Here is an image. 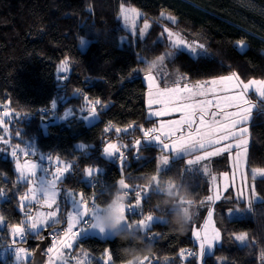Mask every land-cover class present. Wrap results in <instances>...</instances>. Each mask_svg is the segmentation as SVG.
<instances>
[{
	"label": "trees",
	"instance_id": "1",
	"mask_svg": "<svg viewBox=\"0 0 264 264\" xmlns=\"http://www.w3.org/2000/svg\"><path fill=\"white\" fill-rule=\"evenodd\" d=\"M121 4L138 8L144 14L142 18L152 22L143 38L137 35L136 40L129 37L121 41L127 33L118 12ZM162 12L172 14L177 22L173 24L162 17ZM167 23L185 39L204 43L209 54L194 58L180 52L173 60H166L168 80L160 78L161 87L173 85L181 74L190 84L233 72L245 81L264 78V0H0V114L7 109L14 113L5 117L6 125L0 124V188L8 192L0 197V214L6 224L24 222L25 212L33 214L36 210L35 204L30 209L19 208V195L27 187L23 181L14 183L18 174L10 151L17 144L21 149L34 146L36 155L29 158L41 163V155H58L76 164L77 170L67 175L59 187L60 223L44 228L42 236L45 230L49 234L67 230L69 193L82 194L88 201L95 198L101 206L112 199L118 190L115 185L121 178V167L116 158L101 155L107 142L129 146L122 148L126 160L123 175L129 183L150 182L162 152L158 144L143 142L141 129L158 123L156 117L148 115V86L143 74L145 61L150 62L171 49L161 35ZM80 38L89 41L86 47L80 45ZM240 40L245 42L243 48L237 44ZM65 59L72 61L66 80L61 79L58 70ZM87 98L99 99L106 105L98 107L99 118L92 124L81 119L85 113L80 109L87 105ZM52 101H56V109L51 108ZM257 106L264 108V101ZM68 109H74L77 115L64 120ZM115 128L127 131L116 132ZM249 130L248 165L264 167V111L254 109ZM5 139L8 143H4ZM137 139L142 140L139 151L132 147ZM80 144L87 145V150L79 149ZM202 163L208 166L211 176L219 175L230 167L229 154L224 152ZM86 165H96L102 170L98 179L90 180L82 174ZM185 168L184 158L170 160L168 170L160 171L159 182H151L144 210H151L160 219L152 229L157 234L150 242L153 245L150 256L155 257L152 264H199L195 257L182 258L180 252L197 251L194 224L200 225L204 219L208 202L200 204V201L210 195L212 180L208 175L190 174ZM169 180L175 182V191L171 190L175 197L170 200L165 192ZM255 184L256 192L264 197V178L257 177ZM220 197L212 203L222 240L205 256L203 264H261L264 199L255 200L252 211L231 218L227 209L235 201L233 187H227ZM179 198L193 200L195 206L191 213L193 220L186 229L177 232L163 221L167 218L170 222L172 215L181 209L174 205ZM137 229L140 228H125L131 230L126 241L92 234L78 237L74 248L67 249V254H73L69 255L70 264H75L77 249L92 254L91 264H106V250H111L115 264H124L126 257L119 249L141 247L135 240L140 234ZM242 232L248 233L251 243L234 240L233 233ZM8 236V228L0 225V244H7ZM38 240L29 236L24 246L34 252ZM12 259L0 255V264L6 261L10 264ZM129 263L132 264L130 260Z\"/></svg>",
	"mask_w": 264,
	"mask_h": 264
},
{
	"label": "snow or ice",
	"instance_id": "2",
	"mask_svg": "<svg viewBox=\"0 0 264 264\" xmlns=\"http://www.w3.org/2000/svg\"><path fill=\"white\" fill-rule=\"evenodd\" d=\"M91 11V9H90ZM120 18L129 26L131 32H137L136 21L144 14L137 8L127 4H121L118 9ZM162 17L171 21L173 24L177 22L176 17L162 12ZM151 25L145 17L142 27L139 29V35L143 38L147 35V30ZM168 41V47L172 51H167L164 54L156 57L154 60L145 61L147 67L146 79L149 87L148 106L151 109L154 104L162 106L160 110L151 112V115L160 117L171 112H180L181 119L168 124L160 123L157 127L149 129H141L143 134V142L147 144L156 143L160 146L162 155L159 157L157 172L150 178L149 183H129L123 175V168L126 164L125 154L122 148L129 147L128 145H118L111 141L101 149V155L105 158H116L121 167V178L116 181V187L126 191L128 199L127 203L118 205L112 210L124 215L126 224L129 226H137L142 230V235L145 239L151 242L156 235L153 232L155 221L160 220L154 216L152 211L144 210V203L149 199L151 182H159L160 171H167L170 166V160L184 158L186 162L185 171L190 174L199 173L201 175L211 176V172L205 163L212 156L220 155L221 152H231L235 149V160L238 165L243 163L241 170L242 185L238 189V195L235 197L237 201L243 202L245 208L241 209L238 206L232 209V212H250L253 208L254 200H261L256 192L255 181L257 177L264 178V167L251 168L248 165V144H249V122L252 119L254 109L257 112L264 111V108L258 107L252 101L249 93H254L260 101H264V78L250 79L245 81L241 79L238 73H231L227 76H221L212 80L196 81L189 83L188 78L180 75L179 79L173 81L174 86L161 87L154 74L165 66L166 60H173L180 52L188 53L194 58L207 56L208 50L204 43L195 41L189 42L184 35L179 31H173L168 27H164L161 33ZM80 45L86 47L89 41L80 38ZM238 46L243 48L245 42L237 41ZM143 60V58H141ZM70 59H65L60 64L61 79H68L67 73L70 70ZM133 71H140L135 69ZM223 92L227 95L221 97L218 93ZM81 91L80 89L76 90ZM154 93V94H153ZM208 95L215 96L218 101L222 100L223 104L216 103V107L220 109V115L223 120L216 122L214 116L212 122L208 123L205 119V114H209V105L213 103L211 100L198 99ZM194 101V102H193ZM176 105L170 107V105ZM224 105L231 110H224ZM106 105L99 99L87 98V105L80 109L85 113L81 119L91 121L98 117V107L103 108ZM51 108L56 109V101L51 102ZM2 111V109H0ZM14 115L13 112L4 111L3 117ZM77 112L74 109H68L62 119L68 120L69 117L75 118ZM4 118H0V124H5ZM129 127H132L131 125ZM116 132L127 131V129L115 128ZM45 134H47L45 132ZM20 135L19 132L16 133ZM4 143H8L5 139ZM142 140L137 139L132 146L134 150L139 151ZM222 145V147H218ZM88 148L85 144H80L79 149L86 151ZM10 155L14 160V171L18 174L17 181H23L27 187V191L19 195V208L21 210L30 209L33 204H39L41 208H49L51 211H37L35 214L25 212L24 222L6 224L5 217L0 214V225H5L8 228L9 236L7 244H0V255L11 256L12 264H34L35 253L29 250L24 245L29 236L33 239L43 240L41 235L44 228L54 227L59 224L57 218L58 208H54L57 196L59 195L58 188L63 184L67 175H71L76 171V164L65 161L61 156L49 155L41 156V161L48 163L55 162L54 170L49 171L48 167L43 163H39L30 159L36 155L34 146L21 149L20 145H14L10 151ZM24 158V159H22ZM101 169L96 165H86L81 169V172L90 180L98 179ZM38 173L40 175L38 176ZM227 175V174H225ZM142 180L144 177L141 178ZM213 187L212 194L208 195L205 200L200 201V204L205 202H214L221 199L218 186L215 183V177H212ZM169 187H175V182L168 181ZM246 184L247 192L244 191ZM28 185H31L30 187ZM227 191V187H225ZM8 192L0 188V197H4ZM110 194V191L109 193ZM73 198L75 210L69 217L67 222V230L62 234L58 233L53 238L52 246L47 248L45 256H47V264H56L57 260H64V264H68L64 256L65 249L73 248L74 241L82 234L91 233L92 235L103 233L104 229L98 224L99 213L104 211L100 203L93 198L91 201L86 200L82 194L69 193ZM78 196V198H77ZM232 197H224L231 199ZM181 204L186 205L185 211H190L195 206L193 200L181 199ZM159 211V209H156ZM231 214V213H229ZM193 220L191 216L190 221ZM212 213L209 212V219L203 229L195 232L197 241H199L198 251L188 252L181 250L180 256L195 257L199 264H203L204 257L213 250L216 245L222 240L220 228L211 227ZM234 240L241 244L251 243L247 232L233 233ZM2 239V237H0ZM83 254V250H81ZM68 255H73L69 253ZM154 256H145L140 264H152ZM259 259L261 264H264V250H260ZM106 264H115L111 250L105 251ZM7 264V261L5 262ZM75 264H84L79 258L75 257Z\"/></svg>",
	"mask_w": 264,
	"mask_h": 264
},
{
	"label": "rangeland",
	"instance_id": "3",
	"mask_svg": "<svg viewBox=\"0 0 264 264\" xmlns=\"http://www.w3.org/2000/svg\"><path fill=\"white\" fill-rule=\"evenodd\" d=\"M127 5H130V4H127ZM130 6H132V5H130ZM132 7H134V6H132ZM136 8V7H135ZM138 9V8H137ZM164 13H166V14H170V13H168V12H164ZM170 15H172V14H170ZM173 16V15H172ZM143 17V16H142ZM140 18V19H138L137 21H136V27H137V32L135 33V34H133L132 32H131V30H130V28H129V26L122 20V23H123V25L125 26V28H126V31H127V33L125 34V35H123L122 37H121V41H123V40H127V38H129V37H133L135 40L137 39V35H139V29L142 27V24H143V22H144V19L145 18ZM147 22L152 26V22L150 21V20H148L147 19ZM170 24H168L167 23V26H168V28H170V29H172L173 31H176V30H174L172 27H171V25L169 26ZM151 28V27H150ZM149 28V29H150ZM149 29L147 30V32L149 31ZM187 40V39H186ZM189 42H193V41H195V42H197V43H202L201 41H198V40H188ZM167 51H171V49H168ZM166 51V52H167ZM152 60H154V59H151V61ZM61 64V63H60ZM60 64L58 65V70H59V68H60ZM59 72H60V70H59ZM61 73V72H60ZM155 75H156V77H157V81H159V79L160 78H165L166 80H168V75H167V72H166V68H165V66L163 67V68H161L159 71H157V72H155L154 73ZM146 76H147V72H145L144 74H143V78H144V80H145V82H146V84H147V86H148V81H147V79H146ZM250 79H253V78H250ZM250 79H248V80H250ZM255 79H257V80H259V79H262V78H255ZM247 80V81H248ZM169 86H174V85H169ZM148 93H149V87H148V91H147V95H146V105H147V107H148V115L149 116H152V117H156V116H153V115H151V112H153V111H156V110H160L161 109V107L162 106H160V105H156V104H154L153 106H152V108L150 109L149 108V106H148V99H149V96H148ZM218 93H219V95L221 96V97H223V96H225V95H227V93H223V92H219V90H218ZM154 94V93H153ZM249 96H250V98L252 99V101L254 102V103H258L260 100L258 99V97L254 94V93H249ZM198 99H206V100H211V101H213V103L211 104V105H209V114H205V119H206V122H208V123H211L212 122V117L214 116V118H215V121L216 122H220V121H222L223 120V116L222 115H220V109H218L215 105H216V103H221V104H223V101L222 100H220V101H218L217 100V98L215 97V96H212V95H208V96H206V97H203V98H198ZM194 102V101H193ZM176 105H170V107H175ZM224 110H231V109H229L228 107H227V105H224ZM5 111H8V112H10L9 111V109H7V110H5ZM169 113H167V114H165V115H163V116H160V117H157L158 118V123H157V126L160 124V123H165V124H168L169 122H173V121H177V120H179V119H181V113L180 112H174L173 113V115H168ZM168 115V116H167ZM0 117L1 118H4L5 119V117H3V113L1 112V114H0ZM97 118H99V115H98V117ZM97 118H95V119H92L91 121H87L89 124H92L93 122H95L96 120H97ZM7 123H5V124H2V125H6ZM156 125H155V127H157ZM249 126V125H248ZM153 128V127H152ZM9 132V131H8ZM11 133V131L9 132V134ZM7 140V139H6ZM7 141H9V140H7ZM218 147H222V145H219ZM224 152H221V154H223ZM220 154V155H221ZM228 154H229V162H230V167L229 168H227V169H225V170H222V171H220V174L219 175H212L211 176V180H212V177H215V183H216V185L218 186V190H219V194H220V196L224 193V191H225V187H229V186H232L233 187V190H234V197H236L239 193H238V189H240L241 188V185H242V177H241V170L243 169V163H241L240 165H238L237 164V162H236V160H235V149H233L231 152H228ZM162 155V153H160L159 155H158V163H159V157ZM42 156V155H41ZM43 156H45V155H43ZM213 157V156H212ZM211 158V157H210ZM34 161H36V162H39L38 161V159H33ZM40 160V159H39ZM41 161V160H40ZM207 162V161H206ZM39 163H41V162H39ZM46 162L45 161H43V164H44V166H46V167H48V169H49V171H52V170H54V168L53 167H55V162H52L51 164H49V165H47V164H45ZM208 167V166H207ZM210 170V169H209ZM211 172V171H210ZM212 173V172H211ZM225 174H227V175H225ZM40 175V173H38V176ZM31 185H29V187H30ZM212 187H213V181H212ZM170 190H172V191H175V189L173 188V187H168ZM244 191L245 192H247V187H246V184L244 185ZM58 192H59V188H58ZM60 193V192H59ZM71 193H74V192H71ZM176 193H177V191H176ZM212 194V189H211V193H210V195ZM57 197H59V195L57 196ZM77 198H78V196H77ZM181 199H184V198H179L178 200H177V202L174 204L175 206H177V207H179V208H183V210L185 211V207H186V205H184V204H181L180 203V200ZM68 200H69V202L71 203V207H70V212H69V216H68V220H69V217H70V215L75 211V210H77L76 209V207H74V203H73V198H71L69 195H68ZM255 201V200H254ZM253 201V202H254ZM235 204V205H234ZM234 204H232V206H230L228 209H227V215H229V217H231V218H234V217H239V216H242L243 214H245L246 212H232V209L233 208H235V207H239V208H241V209H243V208H245V204L243 203V202H240V201H237L236 199H235V201H234ZM53 207L54 208H58V211H57V218H59V209H60V207L57 205V203L55 204V205H53ZM103 207V206H102ZM207 210L205 211V214H204V219H203V221L202 222H200V225H198L197 223H195L194 224V237H195V241H196V244H197V251H198V245H199V241H197V239H196V236H195V232L196 231H198V230H201V229H203L204 228V226H205V224H206V222H208V219H209V212H211L212 213V223H211V227H216V228H218L217 227V225H216V222H215V216H214V211H213V203L212 202H208V204H207V207H205ZM37 210H39V211H42V212H47V211H51L52 209H49V208H41L40 207V205H38L37 206ZM37 210H36V212H37ZM192 211V210H191ZM192 213V212H191ZM229 213H231V214H229ZM35 214V213H34ZM68 222V221H67ZM124 228H129V229H135V228H139V227H137V226H129L128 224H125V226H124ZM62 232H63V230L61 231V232H56V235L58 234V233H60V234H62ZM90 235L91 233H85V234H82L81 236H85V235ZM96 235H98V236H102V237H113L114 236V234L112 233V232H108V233H106V234H101V233H99L98 232V230H97V234ZM49 236H50V234H49ZM51 239V238H50ZM78 239V238H77ZM74 244H75V242L73 243V248H74ZM69 250V249H68ZM81 250H83V254L81 253ZM214 250V249H213ZM213 250H211V252L210 253H212L213 252ZM189 252H192V250H189ZM68 252H67V249H65L64 250V256H65V259H67V261H68V264H70V256L67 254ZM71 253V252H70ZM76 257L78 256V255H82L83 256V258H80L83 262H84V264H91V261H92V258H93V256H92V254H90V252H88L87 250H85V249H77V252H76ZM47 258V257H46ZM205 258V257H204ZM203 263H204V260H203ZM10 264H12V261H11V263ZM45 264H47V259H46V262H45ZM56 264H64V260L63 259H61V260H57L56 261ZM125 264V263H124ZM129 264H131V263H129Z\"/></svg>",
	"mask_w": 264,
	"mask_h": 264
},
{
	"label": "clouds",
	"instance_id": "4",
	"mask_svg": "<svg viewBox=\"0 0 264 264\" xmlns=\"http://www.w3.org/2000/svg\"><path fill=\"white\" fill-rule=\"evenodd\" d=\"M165 192L169 200L175 197V193H173L169 188H165ZM127 199L128 196L126 191L118 188L108 204L103 206L104 211L100 212L98 216V224L104 229V232L101 233L102 235L112 232L114 234V238L121 241H126L130 238L131 230L125 231L124 228L126 224L124 215L112 210L118 205H126ZM190 219L191 212H186L183 208H181L172 215L170 222L167 218L163 222L172 230L180 232L187 228ZM137 232L140 234L135 236V240L141 245V247H126L124 249H119L120 253L126 257L125 264H128L129 260L132 264H140L143 257L149 256L152 252L153 245L141 234L142 230L137 229Z\"/></svg>",
	"mask_w": 264,
	"mask_h": 264
},
{
	"label": "water",
	"instance_id": "5",
	"mask_svg": "<svg viewBox=\"0 0 264 264\" xmlns=\"http://www.w3.org/2000/svg\"><path fill=\"white\" fill-rule=\"evenodd\" d=\"M51 244V239L48 230L44 231V239L37 241V248L34 253V264H44L46 260L45 251L47 247Z\"/></svg>",
	"mask_w": 264,
	"mask_h": 264
},
{
	"label": "crops",
	"instance_id": "6",
	"mask_svg": "<svg viewBox=\"0 0 264 264\" xmlns=\"http://www.w3.org/2000/svg\"><path fill=\"white\" fill-rule=\"evenodd\" d=\"M230 74H231V73H230ZM230 74H227V75H230ZM227 75H224V76H227ZM241 79H242V78H241ZM163 87H166V86H162V88H163ZM173 113H174V112H171V113H169L168 115H173ZM168 115H167V116H168ZM156 118H157V117H156ZM157 119H158V118H157ZM56 203H57V205H58V197H57V199H56ZM35 205H36V210H37V206H38L39 204H35ZM36 210H35V212H36ZM37 211H38V210H37ZM35 212H34V213H35ZM34 213H33V214H34ZM59 215H60V209H59ZM10 263H11V262H10ZM44 264H45V263H44Z\"/></svg>",
	"mask_w": 264,
	"mask_h": 264
},
{
	"label": "built area",
	"instance_id": "7",
	"mask_svg": "<svg viewBox=\"0 0 264 264\" xmlns=\"http://www.w3.org/2000/svg\"><path fill=\"white\" fill-rule=\"evenodd\" d=\"M54 236H56V233H51V234H50L51 243H53V238H54ZM51 245H52V244H51Z\"/></svg>",
	"mask_w": 264,
	"mask_h": 264
}]
</instances>
